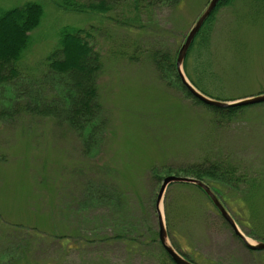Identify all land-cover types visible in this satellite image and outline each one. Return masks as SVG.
<instances>
[{
    "label": "rangeland",
    "instance_id": "1",
    "mask_svg": "<svg viewBox=\"0 0 264 264\" xmlns=\"http://www.w3.org/2000/svg\"><path fill=\"white\" fill-rule=\"evenodd\" d=\"M28 1L44 5L42 22L18 75L0 80V112H15L0 115V264H174L160 250L162 181L219 159L245 180L228 186L208 179L212 190L251 240H264V103L218 123L175 76L160 77L148 55L139 56L151 48L177 60L211 0H117L105 14L66 10L64 0H0V9ZM67 25L86 30L103 64L105 123L88 152L66 122L24 110L21 86L44 79ZM208 30L186 58L189 71L184 61L189 81L218 100L264 93V0H233ZM161 209L172 244L195 264H264V250L248 248L201 190L172 183Z\"/></svg>",
    "mask_w": 264,
    "mask_h": 264
},
{
    "label": "trees",
    "instance_id": "2",
    "mask_svg": "<svg viewBox=\"0 0 264 264\" xmlns=\"http://www.w3.org/2000/svg\"><path fill=\"white\" fill-rule=\"evenodd\" d=\"M154 1L155 2L148 0L147 4L150 6L157 3L166 5L174 4L178 6L177 4L182 0ZM114 2L118 1L100 0L99 2H86L79 0H64V2H59V5L66 10L78 13L105 14L112 10ZM232 2L233 0H220L216 9L206 20L195 37L186 58L199 39L203 42L208 40V26L213 21L218 9ZM134 6L135 9L138 8L137 2ZM44 13V5L38 1H28L20 6L0 9V74H2L1 72L4 69L10 72L9 75H0V80L3 78L9 79L10 77L18 75L17 64L22 59L25 51L29 48L32 41L31 33L41 24ZM85 32L86 30L82 27L63 26L59 33L57 46L47 56L46 61L48 70L44 79L40 80L41 82L37 80L35 83L30 82L29 85H22L21 87L24 89V110L26 112L35 116L44 118L51 117L57 121L66 122L80 137H83L86 144V152H88L92 143L99 139L100 133L103 131L105 119L100 101L98 84L103 66L101 53L91 45L88 39H86L83 35ZM145 53L148 55L149 60H151L160 77L167 78L175 76L187 91L188 95L216 113L219 117L217 119L218 123H220V120L232 119L242 110L249 109L256 106V104L264 103L261 102L229 108L215 107L203 103L182 83L178 73L175 56L168 51L151 48L144 51V54L140 53L139 56H143ZM186 58L185 68L189 71ZM190 80L194 86L206 94L205 91L199 88L198 81H196L193 76ZM48 83L52 86V93L50 95H48L46 91ZM18 97H21V95ZM231 100L236 99H228V101ZM12 113L15 114V112L12 111L7 112L2 110L0 115ZM180 172L184 173V175L201 179L215 191H217L216 188L208 182V179H221L227 182L228 186L231 184L240 185L245 180V176L239 174L237 166L230 160L219 159L211 163H197L182 169ZM183 184L193 188L195 187L206 194V192L197 185L188 183ZM169 217L168 212L167 218L169 219ZM65 235L64 233L60 236L63 237ZM116 236L117 238H125V235L117 234ZM256 238L260 239L262 237L256 235ZM128 242H131L130 239ZM159 243L161 242L159 241ZM173 245L180 253L185 255L176 243L173 242ZM160 250L168 259L176 264L165 251L162 244L160 245ZM165 263L166 262H160L159 264Z\"/></svg>",
    "mask_w": 264,
    "mask_h": 264
},
{
    "label": "water",
    "instance_id": "3",
    "mask_svg": "<svg viewBox=\"0 0 264 264\" xmlns=\"http://www.w3.org/2000/svg\"><path fill=\"white\" fill-rule=\"evenodd\" d=\"M219 2L220 0H211L209 2L207 8L204 10V12L201 14V16L196 21L195 25L190 30L185 42L183 43V45L181 46L179 50L178 57H177V69H178L180 78L182 80V83L200 101L208 105L215 106V107L229 108V107L244 106V105L264 102V93H260L258 95L247 97V98L231 100V101L215 99L203 93L196 86H194V84H192L189 81V79L187 78L184 72V68H183L184 61L190 49V46L192 45L195 37L197 36L198 32L200 31V29L202 28L206 20L210 17V15L216 9ZM172 183H188V184H193V185H197L201 187L206 192V194L211 198L215 206L220 211L221 215L232 226L235 233L242 239L245 245L252 250H264V240H257V241L253 240V242L250 241V238L240 229L234 217L230 214V212L227 210V208L222 203L220 198L216 195V193L211 189V187L208 184H206L201 179H198L193 176L172 174V175H168L164 177L162 181L160 190L158 192L157 200H156V208H157L158 217H159L160 242L163 248L165 249V251L169 254V256L172 258V260L176 264H195V263L192 262L186 256H184L182 253H180L174 247L169 237V233H168L167 226H166V220H165L164 214L161 209V202L165 195L166 189Z\"/></svg>",
    "mask_w": 264,
    "mask_h": 264
},
{
    "label": "bare ground",
    "instance_id": "4",
    "mask_svg": "<svg viewBox=\"0 0 264 264\" xmlns=\"http://www.w3.org/2000/svg\"><path fill=\"white\" fill-rule=\"evenodd\" d=\"M250 241H252V242H253V240H251V239H250Z\"/></svg>",
    "mask_w": 264,
    "mask_h": 264
}]
</instances>
